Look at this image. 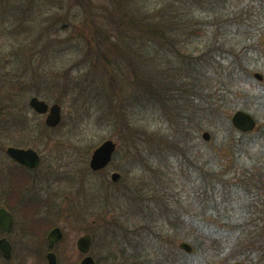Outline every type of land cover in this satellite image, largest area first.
I'll use <instances>...</instances> for the list:
<instances>
[{
  "label": "rangeland",
  "instance_id": "rangeland-1",
  "mask_svg": "<svg viewBox=\"0 0 264 264\" xmlns=\"http://www.w3.org/2000/svg\"><path fill=\"white\" fill-rule=\"evenodd\" d=\"M114 1L0 0V204H7L15 217L7 234L14 243L13 256L7 259L0 251V264H47V234L56 225L64 231L55 248L59 264H80L84 255L77 240L84 233L93 235L90 254L98 264H154L167 254L170 264L193 263L202 253L195 247L196 234L189 233L194 230L183 232L169 219L182 217L190 226L200 218L201 227L212 232L229 227L222 212L231 207L244 211L227 220L233 226L244 218V237L254 232L255 221L264 230L260 198L248 203L252 195L260 196V182L256 177L253 187L246 182L255 173L254 164L264 161V6L257 0H117L134 23L154 25L164 19L165 27H186L171 47L131 27L122 37L109 36L122 39L142 72L152 74L154 52L186 47L205 60L214 86L230 78L236 82L227 86L233 106L223 110L220 122L193 127L195 134L190 130L185 137L180 115L137 86L122 91L114 86L94 52L89 33L97 28L113 34L109 10ZM123 64L129 67L127 60ZM34 94L61 104L59 126L46 127V115L30 107ZM240 108L258 122L244 138V148L233 141L240 133L230 122ZM19 119L28 124L29 134L2 129ZM204 131L211 133L210 140L202 137ZM107 138L118 144L115 158L93 172L92 151ZM9 145L35 148L41 155L38 167L25 170L27 174L18 168L6 153ZM196 152L202 155L196 157ZM114 171L121 173L117 182L111 179ZM137 187L143 192L130 195ZM232 196L245 201H229ZM221 235L223 241L228 233ZM182 241L193 245V252L180 249ZM220 253L224 264H264L256 261L259 252L249 248Z\"/></svg>",
  "mask_w": 264,
  "mask_h": 264
},
{
  "label": "trees",
  "instance_id": "trees-1",
  "mask_svg": "<svg viewBox=\"0 0 264 264\" xmlns=\"http://www.w3.org/2000/svg\"><path fill=\"white\" fill-rule=\"evenodd\" d=\"M257 1L261 6H264V0ZM112 4L114 6L110 7L109 14L113 20V27L115 29L113 31V34L101 32L97 28H95L89 33V41L94 52L98 54V59L103 62L109 75L110 81L113 83V85L118 87L121 91L123 87H126L130 84H132L133 86H137L140 89L145 90L147 92V95L150 98H153H151L152 100L156 99L161 105H163V107L168 108V110L170 109L173 112V115H180L182 117V132L185 137H187L188 133H191V131L195 134L196 131L192 130L193 127H197V129L200 130L205 125L213 126L218 124V122H220L221 120L223 110H225L226 108H231L233 106L232 99L229 97L230 91L227 87L233 85L234 83L236 84L233 78H230L228 82H222L218 86H214V77L207 73L208 67L205 68L203 64V61L205 60L202 58V56H194L186 47H178L176 51L170 52L163 50L162 52H154L152 55L154 69L153 71L150 70L152 74L147 75L146 72H142V68L140 69L134 64V56L131 57L126 53V49L122 46V39L119 40L116 38H110V41L109 36L114 35L122 37L125 34L129 33V31H127V28L131 27L133 28V30L136 28L140 29L144 33H150L157 39L161 40L163 43L167 44V46L171 47L176 45V37L184 35L183 33L187 32L185 30L186 27L183 24V28L180 26L175 27L172 24H166L167 27H165L164 19L159 24L155 23L154 25L150 23H134V20H130L129 16L122 13L119 1L116 0L112 2ZM166 22H168V20H166ZM124 26H126L125 30ZM172 42H174V44H172ZM125 60L128 61V68L124 67L126 66L123 64ZM125 69H128L130 71L128 73H125L123 71ZM14 85H16L17 87H22L19 86V82H15ZM166 105L168 107H166ZM9 123L11 124V126L2 124V129L6 130L8 133H13L16 131L25 132V135H27L31 131L30 129L26 128L28 124L24 121H21L20 119L18 121H9ZM15 124H17V128L15 127ZM247 135L248 134H240L238 137H233V141L239 140L237 141V145L244 148L247 145L244 140ZM194 155L196 157H200L202 154L200 155L196 152L194 153ZM174 175L175 178H179L177 174ZM27 180L25 181V184ZM14 188H16V186H14ZM215 189V186H213V190ZM142 192L143 191L138 187L134 190L129 191L130 195H136ZM123 194L125 193L123 192ZM130 198L133 200L136 199V202L140 203L147 200L146 198L141 197ZM120 200L121 199H118V202ZM48 201L49 200H46V202ZM163 202L166 201H162L160 202V204H163ZM248 203L253 204V201ZM248 210V214L250 215L253 208L249 207ZM166 211L167 210L165 209V214ZM248 214H246L247 217H249ZM222 218L226 220L229 217L223 215ZM183 219L184 218L182 217H178V220L174 221L173 218H170L169 224L179 230H182L183 232L185 229H193L194 232L190 230L189 233L196 234L195 239H197L198 241L196 242L197 244H208L221 241L220 238L221 236H223L221 235V233L223 232H221L219 228L214 229L211 232L201 227L199 220L200 218H197V220H191L190 223L192 224H190V226H188L187 221L184 222ZM42 221H44V219H42ZM194 221H197V225L199 221V226L194 225ZM258 225L259 223L257 222L254 228V232L250 234V237L253 238L252 242L254 243V245H251V247H249V250L259 252L261 257L259 259H256V261L257 263H261L264 261V230L262 231L261 227L257 229ZM207 252L218 253L221 251L215 249L208 250ZM165 259L167 261L161 260L160 258L154 264H170L171 262H173L169 258V254L165 255ZM173 264L190 263L180 262L178 260Z\"/></svg>",
  "mask_w": 264,
  "mask_h": 264
},
{
  "label": "water",
  "instance_id": "water-1",
  "mask_svg": "<svg viewBox=\"0 0 264 264\" xmlns=\"http://www.w3.org/2000/svg\"><path fill=\"white\" fill-rule=\"evenodd\" d=\"M255 77L262 80L263 77L261 73L256 72ZM30 106L39 114H46L45 124L49 127H56L62 121V106L55 102L53 104L48 103L46 100L41 99L39 96L34 95L29 99ZM232 124L235 128L248 132L254 130L256 127L255 118L245 110L239 109L234 112L231 116ZM205 140L211 138V133L209 131H204L202 134ZM117 150V143L108 138L99 144L92 152L89 167L93 171H100L106 168L113 160L114 154ZM7 153L10 157L16 160L18 163L26 165L30 168H35L40 163L39 152L32 147H19V146H8ZM111 179L117 182L121 179V173L114 171L111 174ZM13 226V216L5 208L0 207V230L3 232L11 231ZM63 231L60 227L52 228L48 233V246L50 251L47 253V264H58V256L54 251L56 244L63 238ZM93 244V237L90 233L82 235L77 240L78 249L86 254L82 259L80 264H97L94 257L90 254ZM180 248L187 251H192V246L182 241L179 244ZM0 249L3 251L6 258L12 257V246L10 241L6 238H0ZM236 264H242L237 262Z\"/></svg>",
  "mask_w": 264,
  "mask_h": 264
},
{
  "label": "flooded vegetation",
  "instance_id": "flooded-vegetation-1",
  "mask_svg": "<svg viewBox=\"0 0 264 264\" xmlns=\"http://www.w3.org/2000/svg\"><path fill=\"white\" fill-rule=\"evenodd\" d=\"M22 167H19L20 169L23 170L24 168V172L26 173L25 170H30L31 168L25 166V165H20ZM254 171L255 173L253 174H250L252 176V178H250V180L248 179L246 182L249 183V184H253L254 186V182L253 180L256 178H258L259 182H260V196L259 195H252L251 196V199L252 201H255L256 198H260V204H258L260 206V211H259V214L260 215H263L262 213H264V161L263 162H259V163H256L254 164ZM27 174V173H26ZM254 177V178H253ZM263 190V192H262ZM18 193H19V190H17ZM15 191V192H17ZM20 194V193H19ZM244 198L241 197V196H232L230 197L228 200L229 201H232V200H237L238 202H241V201H245L243 200ZM229 201H224V205L223 206H226V203H229ZM28 205L26 204V207ZM0 207H3L5 208L7 211H9L12 216H13V226H12V229L11 231L13 230L14 228V225H15V217H14V214L13 212L11 211V208L7 205V204H0ZM217 207V205L215 206ZM241 206L239 207H236L235 210H233V208L231 207L230 208V211L228 213H223L222 212V215H225L227 217H229L228 219L224 220V225H226V223L229 225L224 227L223 226V229H220L221 232H224V234L228 233V235L224 238L223 241H218V242H214V243H208V244H197L195 247H196V250L198 251H201L202 253H200L199 255V258H194L193 260V263L190 262V264H224L225 261H223L222 257H224L225 255L220 252L218 253H215V252H207L208 250H219V251H230V250H237V249H248L249 247H251V245L253 246L254 243L252 242L253 239H249V238H246L244 237L243 235L244 234V218H243V221L241 223H238L236 225H233L231 226L230 223L227 221L229 220L230 222L233 221L234 218H240L239 217H236L240 214H243V210L240 208ZM243 211V212H242ZM215 214H219V211H215ZM229 214V215H228ZM255 214V213H253ZM259 215V219H260V222L262 220V216ZM227 221V222H226ZM257 221L254 222V224H256ZM246 228V226H245ZM11 231L9 232H3L0 230V238H3V237H6L10 243H11V246H12V255H13V248H14V243L13 241L7 236V234H9ZM246 238V239H245ZM220 240H222V238H220ZM194 250V247L192 249L191 252H193ZM1 251V250H0ZM191 252H187L188 253H191ZM203 252H205L204 254H207V256H213L214 258L213 259H208V258H205V255L203 254ZM1 253L3 254V252L1 251ZM4 256V254H3ZM236 264V263H234Z\"/></svg>",
  "mask_w": 264,
  "mask_h": 264
}]
</instances>
